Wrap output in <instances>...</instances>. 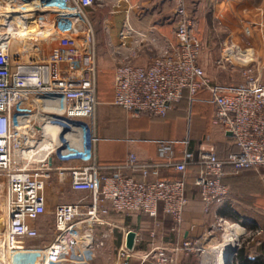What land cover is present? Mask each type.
Returning a JSON list of instances; mask_svg holds the SVG:
<instances>
[{
    "label": "built area",
    "instance_id": "obj_1",
    "mask_svg": "<svg viewBox=\"0 0 264 264\" xmlns=\"http://www.w3.org/2000/svg\"><path fill=\"white\" fill-rule=\"evenodd\" d=\"M169 1L174 38L146 66L135 61L155 42L151 32L133 26L130 0L112 1L111 15L123 14L113 104L134 118L165 117L186 94L192 104L201 90L209 91L213 124L230 133L237 148L224 158L209 137L193 149L188 132L178 142L184 146L180 160L171 158L177 142L162 140L159 161L142 162L130 153L123 163L99 164L97 44L88 16L95 0H0V264H101L102 249L116 231L123 233L124 242L112 264H132L135 257L138 264H176L181 252L204 260L207 240L218 234L224 240L237 235L235 252L243 236L263 234L261 224L236 210L224 179L226 167L232 174L264 169V66L247 64L251 52L234 46L244 64L241 83L211 82L199 65L201 44L186 0ZM123 51L127 56L122 57ZM191 167L200 168L194 184L204 211L226 207L232 217L218 216L194 241L138 256L135 247L126 246L132 230L109 219L110 214H146L152 238L168 218L178 234ZM167 173L183 177L164 178ZM64 183L76 197L55 204L53 230L45 232L47 192Z\"/></svg>",
    "mask_w": 264,
    "mask_h": 264
},
{
    "label": "crops",
    "instance_id": "obj_2",
    "mask_svg": "<svg viewBox=\"0 0 264 264\" xmlns=\"http://www.w3.org/2000/svg\"><path fill=\"white\" fill-rule=\"evenodd\" d=\"M112 1L95 0L93 8L88 10L89 15L93 16L96 12L100 17L99 24L104 30L101 39L109 47H106L104 59H97L98 163L101 165L120 164L130 153L135 154L142 162L159 161L158 142L162 140L177 142L171 158L180 160L184 146L178 142L188 132L192 138L193 149L199 146L206 136H210L211 144L222 158L230 152H236L237 148L232 137L213 124L215 106L210 103L209 91L201 90L197 95V100L192 104L186 94L183 100L174 104L165 117L140 116L134 118L125 109L113 104V73L110 78L107 75L108 70L113 69L115 60L110 59L108 52L110 49L112 58L113 56L117 58L115 52L119 45L118 34L122 29L123 14L111 15ZM186 2L187 9L196 24L194 35L201 44L199 65L211 82L226 86L241 83V68L244 64L235 55L234 46L251 52L252 60L247 64L253 67L264 66V0H186ZM130 5L132 6L133 26L137 30L151 32L150 38L155 40L141 52L135 61L138 65L146 66L163 51L166 40L174 38L171 25L173 3L169 0H130ZM123 56H127V51L122 52ZM262 78L264 81V70ZM199 171L200 168L191 167L185 175L188 204L184 214L185 221L178 234L172 231V221L168 218L163 219L159 228L156 229V236L152 238L151 231L154 228L151 219L146 214L138 213L131 216L110 214L109 219L136 232L135 252L138 256L155 247L166 246L170 243L176 245L183 240L194 241L209 230V224L218 216L226 217L231 212L226 207H214L209 213L204 211L199 191L194 184ZM225 172L224 183L232 193L230 189L232 178L243 172L232 174L229 167H226ZM163 177L180 179L183 176L179 173H167ZM138 179L142 180L141 177ZM261 190L263 192L258 193ZM259 191H255L257 197L252 203L238 201L237 198L234 200L238 206L236 210L244 219L259 223L264 229V188H260ZM75 197L68 183L58 184L51 192H47V221L56 203L68 202ZM160 216H163L161 209ZM52 230L53 226L44 229L48 233ZM260 236L254 240L247 239L246 244L244 243L237 252L233 249L230 251L222 238L220 240L218 237H210L207 244L210 254L204 260H200L196 254L181 252L177 256L176 264H209L213 257L216 258L215 254L223 251L225 247V250L229 249L227 257L229 261L232 259L233 264H264V232ZM123 242L124 236L120 231H116L112 238L106 241L104 247L108 254L106 264H112L116 251ZM209 256H212L211 259ZM206 259L207 263H205ZM138 263L139 259L135 257L132 264Z\"/></svg>",
    "mask_w": 264,
    "mask_h": 264
},
{
    "label": "rangeland",
    "instance_id": "obj_3",
    "mask_svg": "<svg viewBox=\"0 0 264 264\" xmlns=\"http://www.w3.org/2000/svg\"><path fill=\"white\" fill-rule=\"evenodd\" d=\"M112 6V4L110 5ZM90 20L92 21L94 28H95V32H96V44H97V59H104L106 53V46L105 42L103 39V27L99 24V19L100 17L97 16V13L94 12L93 16L90 14H88ZM109 48V47H108ZM104 55V56H103ZM108 55H110V59H114V56L112 58V53H110V49L108 52ZM115 68V64L113 63V69L108 70V75L107 77L110 78V75H112L113 71ZM209 137L210 136H206ZM211 140V139H210ZM3 187V181L0 178V188ZM260 188H264V169L258 170V171H247V172H243L242 174L232 178V182L230 184V189L232 191V196L233 198H237L238 201L242 200L244 202H253L255 199L257 192L255 191H259ZM263 190L259 191L258 193H262ZM2 195L0 194V198ZM238 210V206L235 207ZM49 220L45 222V229L47 228H52V216H50L48 218ZM216 221L213 220L210 224H209V228L212 224H214V222ZM242 232V231H241ZM215 237H218V239L221 240L222 236L220 234L216 235ZM259 236H243L241 238V244L242 246L244 245V243L246 244L247 239H252L254 240L255 238H257ZM261 237V236H260ZM209 240V239H208ZM207 240V243H208ZM224 240V239H223ZM222 240V241H223ZM251 240V241H252ZM225 241V240H224ZM223 241V243H224ZM226 243V242H225ZM225 245V244H224ZM208 254H210V251H208ZM108 254L105 248L102 249V253H101V264H106V260H107ZM215 260V258L213 257L212 260L210 261V263H212V261ZM215 263V261H213Z\"/></svg>",
    "mask_w": 264,
    "mask_h": 264
},
{
    "label": "bare ground",
    "instance_id": "obj_4",
    "mask_svg": "<svg viewBox=\"0 0 264 264\" xmlns=\"http://www.w3.org/2000/svg\"><path fill=\"white\" fill-rule=\"evenodd\" d=\"M236 237H237V235H236ZM236 237H234V236H232L231 238H226L225 239V241H224V243L227 245L226 247L227 248H229L230 249V251H231V249H233L234 248V246H236ZM219 247H220V245H219ZM225 247V248H226ZM218 248V247H217ZM216 248V249H217ZM224 248V247H223ZM225 248H224V250L223 251H221V252H219L218 254H215V256H216V258H215V260H213V261H215V264L217 263V264H229V258L227 257V254L229 253L228 251H229V249H228V251L227 250H225ZM215 249V248H214ZM220 249V248H219ZM212 251V250H211ZM213 251H215V250H213ZM227 251V252H226ZM212 256H213V254H212ZM211 256V257H212ZM210 257V256H209ZM211 257H210V259H211ZM228 258V259H227ZM209 259V260H210ZM226 260H228V261H226ZM211 261V260H210ZM212 261V263H214ZM218 261V262H217ZM230 262H232V260H230ZM205 263H207V259H206V262ZM210 264V263H209Z\"/></svg>",
    "mask_w": 264,
    "mask_h": 264
},
{
    "label": "water",
    "instance_id": "obj_5",
    "mask_svg": "<svg viewBox=\"0 0 264 264\" xmlns=\"http://www.w3.org/2000/svg\"><path fill=\"white\" fill-rule=\"evenodd\" d=\"M228 135L229 136H232L230 133H228ZM135 239H136V233L133 232V231L132 232H129L128 235H127V238H126V246H127L128 249H130V250H133L134 249V247H135ZM234 253L235 252H233V254ZM233 254H232V256H233ZM230 260H232V259H230ZM230 263L231 262L229 261V264Z\"/></svg>",
    "mask_w": 264,
    "mask_h": 264
},
{
    "label": "trees",
    "instance_id": "obj_6",
    "mask_svg": "<svg viewBox=\"0 0 264 264\" xmlns=\"http://www.w3.org/2000/svg\"><path fill=\"white\" fill-rule=\"evenodd\" d=\"M251 171H254V170H251ZM227 218H231L232 217V213L231 212H229L228 214H227V216H226Z\"/></svg>",
    "mask_w": 264,
    "mask_h": 264
}]
</instances>
